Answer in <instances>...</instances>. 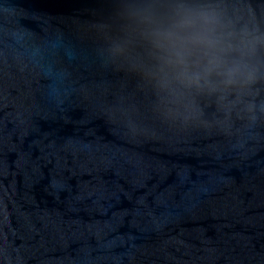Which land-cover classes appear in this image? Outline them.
Returning <instances> with one entry per match:
<instances>
[{"label":"water","instance_id":"water-1","mask_svg":"<svg viewBox=\"0 0 264 264\" xmlns=\"http://www.w3.org/2000/svg\"><path fill=\"white\" fill-rule=\"evenodd\" d=\"M172 2L0 0V264H264V78L173 92ZM210 2L264 34V0Z\"/></svg>","mask_w":264,"mask_h":264},{"label":"clouds","instance_id":"clouds-1","mask_svg":"<svg viewBox=\"0 0 264 264\" xmlns=\"http://www.w3.org/2000/svg\"><path fill=\"white\" fill-rule=\"evenodd\" d=\"M149 25L160 80L190 101L214 93L223 99L228 91L264 78V34L237 29L210 0H174Z\"/></svg>","mask_w":264,"mask_h":264}]
</instances>
